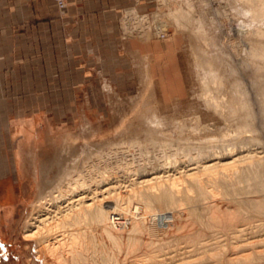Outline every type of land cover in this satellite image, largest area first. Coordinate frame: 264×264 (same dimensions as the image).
I'll return each mask as SVG.
<instances>
[{
	"label": "rangeland",
	"instance_id": "obj_1",
	"mask_svg": "<svg viewBox=\"0 0 264 264\" xmlns=\"http://www.w3.org/2000/svg\"><path fill=\"white\" fill-rule=\"evenodd\" d=\"M118 29L124 41L160 42L159 86L152 87L145 80L133 93L122 94L100 77L92 87L82 89L72 106L68 105L72 97L66 96L63 124L48 143L39 194L15 230L0 239V264H57L35 240L24 237L28 220L36 212L34 203L39 197L54 200L63 195L58 203L65 205L73 183L85 182L93 188L95 181H102L103 188L115 185L114 192L122 197L120 206L129 211H120L121 216H141L144 227L133 238L137 240L134 245L125 236L117 244L96 239L86 264H108L107 255L112 257L109 264H154L157 260L159 264H214L217 258L210 252H195L187 237L185 241L186 235L203 236L206 229L214 230L213 236L223 246L220 250L226 253H264V0H133L119 10ZM245 151L258 157L259 176L257 180L233 176L231 182H218L220 188L218 184L211 187L217 188L214 198L219 214H212L218 225L211 229L203 228L210 213L199 206L200 222L191 217L179 221L170 208L148 211L137 197L126 196L141 174L147 178L157 172L163 178L174 177L180 188H190L184 177L188 167L210 157L227 163ZM194 191L188 194L194 196ZM179 203L187 213L189 204ZM231 222L249 227L263 223V229H250L235 244L227 236ZM205 238L213 241L208 235ZM261 259L254 262L264 264Z\"/></svg>",
	"mask_w": 264,
	"mask_h": 264
},
{
	"label": "crops",
	"instance_id": "obj_2",
	"mask_svg": "<svg viewBox=\"0 0 264 264\" xmlns=\"http://www.w3.org/2000/svg\"><path fill=\"white\" fill-rule=\"evenodd\" d=\"M133 0H0V239L37 198L47 147L96 78L122 94L159 86L160 42L121 40ZM141 83V84H140Z\"/></svg>",
	"mask_w": 264,
	"mask_h": 264
},
{
	"label": "bare ground",
	"instance_id": "obj_3",
	"mask_svg": "<svg viewBox=\"0 0 264 264\" xmlns=\"http://www.w3.org/2000/svg\"><path fill=\"white\" fill-rule=\"evenodd\" d=\"M257 158H258L257 156H255L253 154L250 155L249 152L245 151V153H241L240 156L237 155L231 161H229L227 163H223V164L219 162L220 159L217 161V157L216 158L210 157V159H205V161H202L199 164L197 163L196 166L188 167L187 170L189 172L187 171L188 173L185 174L184 177L186 176L185 181L188 183V186L190 188L184 187V186H183V188H180L179 182L177 183L176 180L174 181V179H173L174 177L170 178L168 176L166 178H163L165 176L163 173H162L163 175L161 176V174H156L157 172H155V174L153 173L152 176H150V177L148 176L147 178H144V176H142L144 174H141L140 180L132 185V187L130 188L131 191L130 190H129L130 192L127 191L128 195H126V196H128V197L134 196V198L137 197V199L139 200V203H140V201H142V203L145 204V205L144 204L143 205L146 206L148 211L149 210H152V211L153 210H159L160 211V210L164 209V212H165L166 208L167 209L170 208L172 211L170 213H173L172 216L174 215L175 217H177V220L179 219V221L182 220L183 217H186V218L191 217V220L193 219L196 222L197 221L200 222L201 218L198 220L199 216L197 214L198 213L197 208L199 206L200 209H203V211H207L211 214V215L206 214L208 217L210 216L211 219L208 218V221L206 223L204 222V224H205L204 227H203V223H202L201 224L202 227L204 229L205 228L211 229V226L213 224L215 226L218 225V224H215L216 222H213L215 220V217L212 214L215 212V214L217 216L219 215V214H217V211H215V209L218 208V204L216 203V200L214 198L215 197L214 193L217 190V188L215 189V188H211V187L212 186L214 187V185H216V184H218V187H219L220 184L218 182H222L223 184L228 183V181H230V180L232 181L233 176L236 179L238 178V179H243V180L244 179L257 180L256 178L259 176V168L258 167L261 165L260 163H258L259 160H257ZM190 160H192V159L190 158ZM221 162H222V160H221ZM243 162L245 164H241ZM239 163H240V165H239ZM195 164L196 163H194V165ZM258 164H259V166H258ZM189 166H190V164H189ZM219 166H221V170L219 169L220 168ZM180 170H182V169H180ZM261 170H262V166H261ZM168 174L170 175V173H168ZM217 174H219V175L217 176ZM145 175H146V173H145ZM176 177H177V175H176ZM177 180H178V178H177ZM103 181H105V180H103ZM101 182L99 181L97 183V181H95L96 184L94 183L95 187H93V188H92V186L87 185L85 182L73 183L69 189L70 193H67L70 195V196L68 195L69 197H67L68 201L67 202L65 201L66 204L65 205L62 204V206H61V203H58V202H60L61 198H63L62 197L63 195L55 197L54 200L52 197H48V198L39 197L38 200L34 203V208L36 209V212L33 213V216L28 220L29 221L28 222V229L25 230L24 237H26L30 240L31 239L35 240L36 243L43 248V250L45 251V254L48 253V256L51 255V257H48V258H53V259H51V262L54 261V263H57V264H86L85 258L87 256V254L91 250H93L94 243H97V242H94L96 239L99 241V243H101V242H103V239L106 238L109 241H112L114 244H117L116 241H118L123 236H125L129 240H133V238H135L137 236L138 232H140V230L142 229L141 228L143 226V224L141 226V222H143L142 217L141 216L140 217L139 216L138 217L133 216L132 219H130V218L127 219V218H124L123 216H121L123 213H121L120 211H124V213H125V211L126 212L128 211L125 207L122 208L120 206L121 203L119 204L120 198H122L121 195L119 196V194H121V193L117 192V191L114 192V190L116 188H115V185L113 183L112 184L114 186H108V187L106 186L103 188L100 186ZM184 184H186V183H184V181H183V185ZM106 185H107V183H106ZM108 185H111V184L109 183ZM190 189L195 190L193 193L194 196L189 195V194H192L191 192L188 194ZM214 189H215V191H214ZM111 192H114L115 194H111ZM226 192L227 191H225L223 193H226ZM219 193H220V191H219ZM224 196H226V195H224ZM181 201H184L185 204H187V203L189 204V211L187 212L188 214L186 212L184 213V211L180 209L179 205H182V204H180L179 202H181ZM248 201H250V198ZM178 206H179V209H178ZM137 208L138 207H135L134 209L136 210ZM35 209L33 211H35ZM143 211H144V209H143ZM152 211H150V212H152ZM144 212H146V211H144ZM153 212L151 213V215L153 214ZM199 213H200V211H199ZM146 214H148V213L146 212ZM154 214H156V213H154ZM115 215H119V216H115ZM169 218H171V217L169 216ZM172 218L174 220L176 219L174 217H172ZM173 219H172V221H173ZM218 220L219 219H217V221ZM219 221H221V220H219ZM219 221H218V223L221 224L222 222H219ZM171 222L169 223V225L171 224ZM182 223H183V221H182ZM178 224H179V222H178ZM186 224H185V226H186ZM201 225H200V227H201ZM242 225L243 224L239 225V224L231 222L229 225L230 230H227V228H226V230L229 231V235H227V236L230 237L229 239L235 240V241H233V243H235V244L242 241L241 238H243L244 235L247 234L248 231H250V229L255 227V228H259L261 230V228H262L261 226L263 225V223H262V225H260V223H259V225H258V223H256V225H254V226L252 225L253 227H249L246 225L242 226ZM164 226H165V224H164ZM182 226H184V223ZM215 226L213 227V229L217 228ZM186 230H188V229H186ZM206 231H208V230L207 229L205 230V233H203V236L200 235V233L195 234V232H193L194 233L193 235H186L185 239L187 237L188 241L191 243L192 247L194 248V249L189 248L190 250L193 249V251L195 250V252H197L199 250H202L205 253L210 252L211 257L212 256L216 257L217 260L215 259L214 264H249L250 261H251L250 264H252V260L254 262V260L264 257V255H263L264 253H262L258 250L254 251L253 249H252V251H254V252H252V254H250V255H247V254L246 255H244V254L239 255L240 253L238 254L237 251H235V250L233 251L232 249H231L232 251L230 253H226L223 250H220V248H222L223 246L221 245V241L216 239L215 236H213L214 230L211 229L208 232H206ZM206 234L213 240L212 242H210L208 238L204 239V236H207ZM187 239L185 241H187ZM250 240H252V239H250ZM136 241L137 240L134 239L132 241V243H133L132 245H134L136 243ZM185 241H184V243H185ZM245 241H244V243H245ZM128 243H129V241H128ZM130 243H131V241H130ZM170 243H171V241H170ZM177 243H178V241H177ZM244 243H242V244H244ZM246 245H244V246H246ZM136 246H138V245H136ZM149 246H150V244H149ZM190 246H188V247H190ZM242 246L243 245H241V247ZM129 247L132 248L131 246H129ZM158 249H159V247H158ZM169 249H170V247H169ZM241 249H243V247ZM246 249H243V250L247 251ZM39 250L40 249H38V251ZM184 250L186 252L189 251V250L187 251L186 249H184ZM185 251H184V253H185ZM213 251H214V253H212ZM220 251H221V253H220ZM222 251L224 253H222ZM245 251H243V252H245ZM91 252L94 253V251H91ZM163 252L164 251H162V253ZM42 253H43V251H42ZM182 253H183V251H182ZM152 255H153V253H152ZM176 255H177V253H176ZM176 255H174V257ZM221 255L223 256V258ZM156 256H157V254H156ZM220 256H221V258H220ZM163 257H165V255ZM171 257L173 259V256H171ZM171 257H170V259H171ZM177 258L179 259V257H177ZM208 258H209V255H208ZM178 259H177V261H179V260L181 261L182 258L179 260ZM199 260H201V259H199ZM261 260H264V259H261ZM157 261H159V260H157ZM157 261H156V263H157ZM256 261L254 262V264H257ZM258 261H259L258 264H260V262L261 263L263 262L260 260H258ZM111 262H112V257L107 255L106 263L109 264ZM159 262H161V261H159ZM159 262L157 264H159ZM207 262H208V260H207ZM153 263L156 264L155 262H153ZM170 263H173V262L171 261ZM190 264H191V261H190ZM206 264H208V263H206Z\"/></svg>",
	"mask_w": 264,
	"mask_h": 264
},
{
	"label": "built area",
	"instance_id": "obj_4",
	"mask_svg": "<svg viewBox=\"0 0 264 264\" xmlns=\"http://www.w3.org/2000/svg\"><path fill=\"white\" fill-rule=\"evenodd\" d=\"M53 4L59 10H64L65 7H66V0H53ZM136 19H138L137 16H136ZM124 26H125L126 29H129V23H127V21H125Z\"/></svg>",
	"mask_w": 264,
	"mask_h": 264
}]
</instances>
